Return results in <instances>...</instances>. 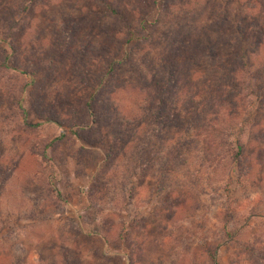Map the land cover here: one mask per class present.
Masks as SVG:
<instances>
[{
	"label": "rangeland",
	"instance_id": "rangeland-1",
	"mask_svg": "<svg viewBox=\"0 0 264 264\" xmlns=\"http://www.w3.org/2000/svg\"><path fill=\"white\" fill-rule=\"evenodd\" d=\"M48 1V10L33 14L36 19L27 40L53 36L51 24L54 19L63 22L61 13L72 14L75 21L84 15L76 7H82L85 0ZM186 2L183 11L187 18L188 10L195 11V19L202 16L200 23L214 26L202 31L180 58L201 67L207 65L195 67L199 75L208 70V64L226 60L232 53L226 17L217 13L225 7L238 24L243 18L251 19V23L255 8L249 6L252 0H213L210 6L217 7L206 11L199 5L203 0ZM221 25H225L220 29L224 36L216 35ZM97 31H82V37ZM207 38H213L218 56L208 54V50L201 55L195 52L196 41ZM201 48L205 51L207 47ZM250 51L254 73L258 71L261 78L264 46L252 43ZM205 75L212 77L214 72ZM49 90L51 97L57 93ZM31 93L26 104L31 121L38 126H22L19 111L12 117L10 104L0 111V264H129L128 255L131 264H208V251L216 249L220 264H247L252 256L250 247L264 250V141L256 137L264 131L262 101L254 100L256 120L245 122L243 112L237 123L225 127L247 143L243 161V166L249 167L247 174L231 164L226 153L220 155L212 148L205 137L191 135L183 162L164 176L163 156L177 139L173 127L167 132L168 144L159 139L150 143L152 167L146 175L136 168L135 155L131 154L135 148L99 174L105 147L81 156V143L74 141L67 126L41 122L36 117L38 99ZM125 95L123 104L130 103L131 96ZM62 133L67 138L50 146ZM99 175L102 179L97 195L89 199L91 179ZM105 216L107 224L99 231ZM103 251L111 255L108 262L102 257Z\"/></svg>",
	"mask_w": 264,
	"mask_h": 264
},
{
	"label": "trees",
	"instance_id": "trees-1",
	"mask_svg": "<svg viewBox=\"0 0 264 264\" xmlns=\"http://www.w3.org/2000/svg\"><path fill=\"white\" fill-rule=\"evenodd\" d=\"M212 2L203 0L199 5L206 11L217 7L210 6ZM49 4L48 0H0V111L10 104L12 117L19 111L22 126H38L31 121L26 104L33 91L38 99L36 117L67 126L74 141L81 143V156L105 147L99 174L135 148L131 154L135 155L136 168L146 175L152 167L150 143L159 139L168 144L171 127L176 129L177 139H171L173 144L163 156L164 176L183 162L191 135L205 137L220 155L226 153L231 164L248 173L249 167L243 166L247 143L225 127L237 123L243 112L245 122L256 120L254 100L264 103V75L258 78V71L254 73L256 66L250 55L252 43L264 46V0L249 3L256 16L251 23L243 18L238 24L225 7L220 13L215 10L226 17L232 53L226 60L211 62L199 75L195 71L201 67L199 63L180 58L202 31L214 26L200 23L202 16L195 19V11L188 10L187 18L183 11L186 0H85L82 7H76L84 13L77 21L72 20V14L61 13L63 22L54 19L51 24L53 36L27 40L36 19L33 14L48 10ZM221 27L216 35L224 36L220 29L225 25ZM89 29L98 31L82 37V31L85 34ZM212 39L196 41L197 55L208 50V54L218 56L219 48H214ZM202 45L207 47L205 51ZM263 70L264 66L259 73ZM211 71L212 77L205 75ZM49 89L57 92L55 96H50ZM125 94L131 96L130 103L123 104ZM256 137L264 141V131ZM64 138L67 134L62 133L50 146ZM225 146L229 148L224 152ZM101 179L100 175L92 177L89 199L96 197ZM107 219L103 218L99 231ZM105 237L101 234L107 243ZM249 252L252 256L247 264H264V250L250 247ZM110 256L103 251L107 262ZM127 257L131 264V255ZM207 257L208 264H220L217 249L209 250Z\"/></svg>",
	"mask_w": 264,
	"mask_h": 264
}]
</instances>
